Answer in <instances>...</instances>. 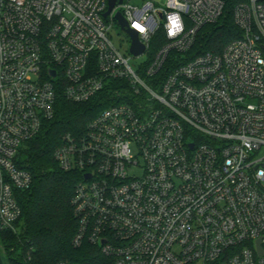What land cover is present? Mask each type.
<instances>
[{
  "label": "built area",
  "instance_id": "built-area-1",
  "mask_svg": "<svg viewBox=\"0 0 264 264\" xmlns=\"http://www.w3.org/2000/svg\"><path fill=\"white\" fill-rule=\"evenodd\" d=\"M108 6L0 0V231L23 227L25 149L59 96L97 99L53 151L82 175L72 245L91 248L90 264H264V0L234 7L241 35L219 52L198 41L225 0H116L105 15Z\"/></svg>",
  "mask_w": 264,
  "mask_h": 264
},
{
  "label": "trees",
  "instance_id": "trees-1",
  "mask_svg": "<svg viewBox=\"0 0 264 264\" xmlns=\"http://www.w3.org/2000/svg\"><path fill=\"white\" fill-rule=\"evenodd\" d=\"M246 1L225 0L220 21L205 26L200 33L201 50L219 52L228 42L240 37L233 9ZM102 106L97 99L75 103L60 95L55 117L45 131L29 142L25 151L32 184L20 192L18 199L23 227L17 234L11 230L0 231V264H5L4 256L7 264H54L60 260L79 264L93 262V252L87 244L72 245L77 220L71 199L82 175L79 171L61 169L53 158V151L64 132L80 130ZM18 249L22 250L17 252Z\"/></svg>",
  "mask_w": 264,
  "mask_h": 264
},
{
  "label": "water",
  "instance_id": "water-1",
  "mask_svg": "<svg viewBox=\"0 0 264 264\" xmlns=\"http://www.w3.org/2000/svg\"><path fill=\"white\" fill-rule=\"evenodd\" d=\"M121 1L122 0H118L119 3H121ZM115 2H116V0H109L108 10L105 13V15L108 14L111 11V9L113 8ZM116 18H117L119 24L122 27L126 25L125 20L123 19V17L119 13L116 14ZM126 30H127V32L129 33V35H130V37L132 39V44H131V47H130L131 52L134 55H138V54L142 53L144 51V46L139 43V41L137 39V33L134 30H132V29H128L127 28ZM51 75L52 76L54 75V72L53 71L51 72ZM84 177L87 178V177H89V175L88 174H85ZM260 252H261V250H260Z\"/></svg>",
  "mask_w": 264,
  "mask_h": 264
},
{
  "label": "rangeland",
  "instance_id": "rangeland-1",
  "mask_svg": "<svg viewBox=\"0 0 264 264\" xmlns=\"http://www.w3.org/2000/svg\"><path fill=\"white\" fill-rule=\"evenodd\" d=\"M153 2L158 4V3H162L163 0H153ZM115 33L116 34L114 35L113 42L117 46L121 45L123 48H127V46H128V35H127V33L123 30H117V32H115ZM140 61H142V58H138V59L134 58V59L130 60V63L135 64V63H138ZM18 250H20V249H18ZM18 250H16V251L20 252ZM17 252H14V253H17ZM4 263L7 264V259L5 256H4Z\"/></svg>",
  "mask_w": 264,
  "mask_h": 264
},
{
  "label": "clouds",
  "instance_id": "clouds-1",
  "mask_svg": "<svg viewBox=\"0 0 264 264\" xmlns=\"http://www.w3.org/2000/svg\"><path fill=\"white\" fill-rule=\"evenodd\" d=\"M173 19H174V22L177 25V30H180L182 28V24L180 22V18L177 16V17H174Z\"/></svg>",
  "mask_w": 264,
  "mask_h": 264
}]
</instances>
